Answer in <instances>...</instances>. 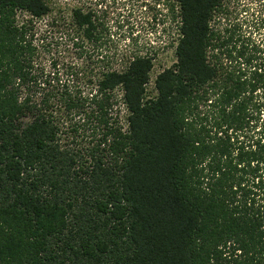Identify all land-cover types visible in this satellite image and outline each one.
Returning a JSON list of instances; mask_svg holds the SVG:
<instances>
[{"label":"trees","instance_id":"1","mask_svg":"<svg viewBox=\"0 0 264 264\" xmlns=\"http://www.w3.org/2000/svg\"><path fill=\"white\" fill-rule=\"evenodd\" d=\"M228 1L169 0L151 95L95 12L46 42V0H0V264H264V43Z\"/></svg>","mask_w":264,"mask_h":264},{"label":"rangeland","instance_id":"2","mask_svg":"<svg viewBox=\"0 0 264 264\" xmlns=\"http://www.w3.org/2000/svg\"><path fill=\"white\" fill-rule=\"evenodd\" d=\"M52 7V15L38 21V37L46 42L56 41L63 28L51 27L52 20L58 25L71 21V12L76 7L95 12L112 41L110 53H149L155 57V68L151 76L149 93L154 95V80L163 69L176 62L175 47L178 38L176 23H172L169 0H46ZM230 19L252 29L253 36L264 43V0H229ZM50 25V26H49ZM65 29V28H64ZM62 51V50H59ZM101 50L92 49L94 61H98ZM103 51V49H102ZM49 55V54H48ZM61 66L75 62L72 54H64ZM69 65V66H70ZM118 92L116 113L125 115Z\"/></svg>","mask_w":264,"mask_h":264}]
</instances>
